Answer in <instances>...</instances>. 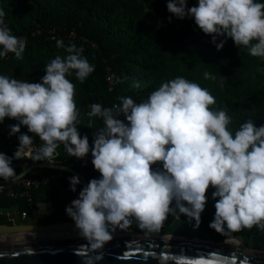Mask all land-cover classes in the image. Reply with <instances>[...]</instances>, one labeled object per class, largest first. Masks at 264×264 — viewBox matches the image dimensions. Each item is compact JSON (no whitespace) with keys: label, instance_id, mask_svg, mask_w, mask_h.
Wrapping results in <instances>:
<instances>
[{"label":"clouds","instance_id":"obj_1","mask_svg":"<svg viewBox=\"0 0 264 264\" xmlns=\"http://www.w3.org/2000/svg\"><path fill=\"white\" fill-rule=\"evenodd\" d=\"M166 7L177 19H193L217 51L231 39L251 57L264 60V3L197 0L188 7L187 0H169ZM5 15L0 9V59L12 54L20 60L27 40L12 34ZM219 37L224 39L217 43ZM56 47L66 55L48 62L39 82L0 75V123L5 118L17 121L9 126V136L19 134L11 157L0 152V179L17 177L14 160L55 164L61 146L77 159L91 152L99 178L89 180L65 214L95 252L117 229L128 231L133 222L149 236L159 233L169 216L177 221L184 216L198 228L210 188L215 213L209 229L222 236L254 227L264 233V125L257 127L248 119L230 127L232 116L226 108H213L216 99L207 88L177 76L139 103L130 96L118 97L119 103L111 107L92 103L86 127L92 128L93 117L102 126L93 132L90 146L88 136L78 131L75 85L67 77L74 73L83 83L95 66L73 42L65 45L56 39ZM204 78L216 79L208 72ZM224 83L221 76V88ZM132 87L140 84L133 82ZM79 183L78 177H71L70 191ZM102 258L89 259L98 264Z\"/></svg>","mask_w":264,"mask_h":264},{"label":"trees","instance_id":"obj_2","mask_svg":"<svg viewBox=\"0 0 264 264\" xmlns=\"http://www.w3.org/2000/svg\"><path fill=\"white\" fill-rule=\"evenodd\" d=\"M168 2L0 0V9L6 13L5 21L12 34L27 40L22 59L18 60L12 54L0 59V75L37 83L44 75L48 62L56 55H66L63 49L56 47V39H62L65 45L73 42L77 47H83L82 55L95 66L94 72L83 83L76 80L74 73L67 78L75 85V102L81 120L78 131L81 136H88L90 146L93 132L102 126V121L93 117L92 128L86 127L89 123L87 113L92 103L111 107L119 103L118 97L121 96H130L134 102L139 103L162 82L177 76L207 88L216 99L213 108H226L232 116L233 124L230 127L238 128L248 119L255 122L257 127L264 125V60L251 57L246 49L237 48L231 39H227L223 48L217 51L210 43L211 37L204 35L193 19L186 17L181 20L169 13L166 7ZM257 2L264 3V0ZM196 4L197 0H187L188 7ZM72 32L75 34L73 38L69 37ZM221 39L224 38L219 37L217 43ZM107 67L113 77L123 81L116 83L114 80L111 90L104 79ZM205 72L216 79H205ZM221 76L225 77L223 88L220 87ZM133 82H138L140 87H132ZM16 123L8 118L0 123V152L9 157L18 146L19 134L9 136V126ZM21 133L27 134V129L21 127ZM33 143L39 145L38 137H33ZM57 153L55 161L80 173L87 182L99 178L92 164H83L75 157H68L63 146L57 149ZM39 163L43 162L33 163L28 160L27 166ZM27 166L15 168V171L19 175ZM45 176H55V179L31 191L34 204H46L45 213L42 214V210L35 211L29 213V217H35L38 223L71 220L65 214V208L78 197L84 186L80 182L75 192L70 191L69 179L74 175L54 169H34L24 178L38 179ZM44 191L53 193L52 199L44 200L41 197ZM213 191L211 188L208 190V206L201 214L199 227L213 234V240L218 242L225 235L217 234L208 227L215 213ZM25 201V198H10L0 193L2 208L9 209L11 205L20 202V210H23ZM0 223L10 222L0 218ZM187 224L192 227L194 221H188ZM253 229L255 227L231 235L246 241ZM164 233L174 234L171 229L162 228L159 234ZM178 234L183 236L182 232Z\"/></svg>","mask_w":264,"mask_h":264},{"label":"water","instance_id":"obj_3","mask_svg":"<svg viewBox=\"0 0 264 264\" xmlns=\"http://www.w3.org/2000/svg\"><path fill=\"white\" fill-rule=\"evenodd\" d=\"M34 169H54L70 173L87 186L85 178L62 164H30L16 178H24ZM3 181H0V183ZM72 220L46 224L34 221H17L16 224H0V264H91L95 255H102L98 264H264V252L248 249L239 236L226 233L222 241L188 238L172 234H114L110 242L97 252L87 248ZM34 234H63L59 238L30 242L12 241L16 236ZM73 234V235H71ZM237 240L240 246L230 245Z\"/></svg>","mask_w":264,"mask_h":264},{"label":"built area","instance_id":"obj_4","mask_svg":"<svg viewBox=\"0 0 264 264\" xmlns=\"http://www.w3.org/2000/svg\"><path fill=\"white\" fill-rule=\"evenodd\" d=\"M51 33H54L52 31ZM69 37H75L74 32L70 33ZM52 38V37H50ZM92 47H96L95 44L90 43ZM112 76L111 70L109 67L106 68V74L104 76L105 82L107 83V86L109 90H111L114 86V79H110ZM120 119L123 120V117L121 116ZM91 152L87 156H85L83 159H77V161L83 163V164H91ZM30 159H24L19 160L17 162L12 163V167L15 168H21L23 166H27V161ZM55 164H60L59 162L55 161ZM154 168L158 167L156 165L153 166ZM55 179V176H45L38 179H30V178H21L19 180H11V181H3L0 183V193H5L6 196L10 198H25V206L23 210L17 211V217L14 216L11 211L8 208H2L0 207V218H4L10 223L8 225L16 224L17 221H26L29 218V213L38 211L40 212L41 209L38 204H34L32 197H31V191L33 189L38 188L39 186H46L48 185L52 180ZM4 224V223H0ZM133 228L128 231H121L122 233H128V234H138V235H145L143 232H141L137 227L135 222L132 224Z\"/></svg>","mask_w":264,"mask_h":264},{"label":"rangeland","instance_id":"obj_5","mask_svg":"<svg viewBox=\"0 0 264 264\" xmlns=\"http://www.w3.org/2000/svg\"><path fill=\"white\" fill-rule=\"evenodd\" d=\"M177 227L178 226H176V227L174 226L172 228V232H176ZM132 228H133V226L130 229H132ZM181 229L183 231L182 237H185V236H188V238H200L201 237L205 240L214 241L213 240V234L211 235L209 231L202 229L201 227L194 228V226H192V228H191L189 226L182 225ZM117 230H119V229H117ZM164 234H166V233H164ZM164 234H161V235H164ZM172 235L178 236L175 234H172ZM242 240L244 243H246V244H244V246L247 247L248 249L264 252V233L258 232L256 228L249 232L248 238L246 239V241H244V239H242Z\"/></svg>","mask_w":264,"mask_h":264},{"label":"crops","instance_id":"obj_6","mask_svg":"<svg viewBox=\"0 0 264 264\" xmlns=\"http://www.w3.org/2000/svg\"><path fill=\"white\" fill-rule=\"evenodd\" d=\"M52 195H53V193H50L49 191H44L42 194H41V197L44 199V200H50V199H52ZM214 203V202H213ZM208 206V204H206V206H205V208ZM20 207H21V205H20V202H16L15 204H13V205H11L10 206V208H9V210L11 211V213L14 215V216H16L17 217V211L18 210H20ZM39 207H40V209L43 211L42 212V214L43 213H45V210H46V204L45 203H42L41 202V205H39ZM27 220H30V221H37V219L35 218V217H29ZM187 222H188V219L186 218V217H184V216H181L180 217V220L179 221H177V220H175V218H173L172 216H169V218H168V220L165 222V224H164V227L163 228H168V229H171L172 230V228L175 226H178L177 228H176V232H174V234H178V233H180V232H182L183 233V231H182V225H188L187 224ZM134 223V222H133ZM192 228V227H191ZM130 230V229H129ZM178 236H182V235H180V234H178Z\"/></svg>","mask_w":264,"mask_h":264},{"label":"bare ground","instance_id":"obj_7","mask_svg":"<svg viewBox=\"0 0 264 264\" xmlns=\"http://www.w3.org/2000/svg\"><path fill=\"white\" fill-rule=\"evenodd\" d=\"M32 236H38V239L40 238V237H45L46 235H41V234H34V235H32ZM32 236H27V237H25V238H23L22 236H16L15 238H13L12 239V241H16V242H18V243H20V242H25V241H30V240H32V239H29L30 237H32ZM49 237L47 238V239H57V238H59L60 236H63V234H51V235H48ZM29 237V238H28ZM114 237H117V235H114ZM150 238H156V237H158L157 235H150L149 236ZM33 239H34V237H33ZM36 239V238H35ZM37 239V240H38ZM43 239V238H42ZM45 239V238H44ZM227 243H229L230 245H235V246H240V243L237 241V240H228L227 241Z\"/></svg>","mask_w":264,"mask_h":264},{"label":"flooded vegetation","instance_id":"obj_8","mask_svg":"<svg viewBox=\"0 0 264 264\" xmlns=\"http://www.w3.org/2000/svg\"><path fill=\"white\" fill-rule=\"evenodd\" d=\"M35 223H37L38 224V221H34ZM40 223V222H39ZM40 224H46V223H40ZM114 234H122V232L120 231V230H116L115 232H114ZM113 234V235H114ZM124 234V233H123ZM71 235H73V234H71ZM33 237H34V239H33ZM49 236H45V237H40L39 239L40 240H44V238L45 239H47ZM74 238H76V237H81L80 235H79V233H76V234H74V236H73ZM29 238V237H28ZM36 238V239H35ZM43 238V239H42ZM29 239H32V240H30V242H34V241H37V239H38V236H32V237H30Z\"/></svg>","mask_w":264,"mask_h":264}]
</instances>
